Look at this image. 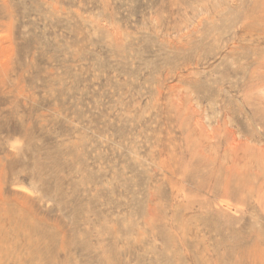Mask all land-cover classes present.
Here are the masks:
<instances>
[{"label":"rangeland","instance_id":"rangeland-1","mask_svg":"<svg viewBox=\"0 0 264 264\" xmlns=\"http://www.w3.org/2000/svg\"><path fill=\"white\" fill-rule=\"evenodd\" d=\"M229 1L0 0V264H264V12Z\"/></svg>","mask_w":264,"mask_h":264},{"label":"bare ground","instance_id":"bare-ground-1","mask_svg":"<svg viewBox=\"0 0 264 264\" xmlns=\"http://www.w3.org/2000/svg\"><path fill=\"white\" fill-rule=\"evenodd\" d=\"M241 1H242V0H230L229 2H232V3L235 4V3H238V2L240 3ZM255 2H257V1H255ZM260 8H262V11L264 12V0L261 1V6H260ZM201 9H202V8H201ZM203 10H204V9H203ZM248 10H249V9H248ZM235 11H236V10H235ZM192 12H193V11H192ZM218 12H219V11H218ZM247 12H248V11H247ZM201 14H202V13H201ZM192 15H193V14H192ZM263 16H264V14H263ZM217 18H218V17H217ZM261 18H262V17H261ZM220 19H223V18H220ZM259 19H260V18H259ZM262 19H263V18H262ZM217 20H219V19H217ZM260 20H261V19H260ZM244 26H245L244 23L239 24V33H241L242 31L249 33V32H248L249 29H247V28L245 29ZM257 26H258V25H257ZM194 28H195V27H194ZM194 28H193V29H194ZM248 28H249V26H248ZM251 30H252V28H251ZM260 30H261V29H260ZM183 31H184V30H183ZM175 32H176V31H175ZM177 32H180V29H178ZM195 32H196V31H194V34H195ZM191 33H193V31L186 29L184 32H182V33H180V34L178 33V34H179L178 36H180V37H186V38H187V37H189V35H190ZM250 34H251V33H250ZM254 35H256V34H254ZM192 36H193V34H192ZM240 36H241V35H240ZM250 36H251V35H250ZM190 37H191V36H190ZM190 37H189V38H190ZM261 37H262V36H261ZM236 38H237V37H236ZM236 41H237V40H236ZM241 41H243V40H241ZM0 42H1V41H0ZM1 43H2V42H1ZM1 43H0V44H1ZM180 44H181V43H180ZM176 45H177V44H176ZM176 47H177V46H176ZM249 48H250V47H249ZM232 49H233V48H232ZM226 50H227V49H226ZM254 50H255V49H254ZM4 51H5V48H3L2 45H0V58H1V59L3 58L2 56H5V57L7 58V57L10 55V54H9V55H8V54H7V55H6V54L3 55V54H4ZM228 52H229V51H228ZM253 52H254V51H253ZM230 53H232V52H230ZM235 54H236V53H235ZM6 58H5V59H6ZM262 58H263V57H262ZM8 59H9V58H8ZM263 59H264V58H263ZM263 59H262V60H263ZM0 62H1V61H0ZM3 63H4V62H3ZM3 63H2V64H3ZM4 64H6V63H4ZM4 64H3V66H5ZM0 65H1V64H0ZM1 67H2V66H1ZM4 68H5V67H4ZM2 69H3V68H2ZM3 70H4V69H3Z\"/></svg>","mask_w":264,"mask_h":264}]
</instances>
